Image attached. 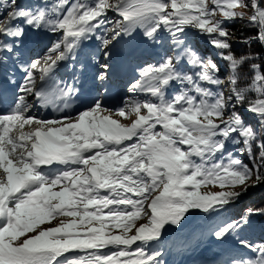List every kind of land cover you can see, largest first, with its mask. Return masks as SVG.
<instances>
[{"label":"snow or ice","instance_id":"6c2138e0","mask_svg":"<svg viewBox=\"0 0 264 264\" xmlns=\"http://www.w3.org/2000/svg\"><path fill=\"white\" fill-rule=\"evenodd\" d=\"M247 8L245 0H0V76L16 86L11 94L0 89V264H167L166 246L195 252L207 237L222 245L233 237L238 246L220 248L212 264H264V241L239 235L264 207L221 216L264 183V74L252 63L250 83L239 86L241 67L259 54L232 48L233 41L264 45L262 0H250V14L237 11ZM237 19L256 33L238 39L226 26ZM189 29L207 36L225 78L190 42ZM29 31L57 38L43 55L23 59ZM137 31L166 41L173 54L139 68L122 106L96 99L72 115L78 78L58 79L60 65L71 60L82 71L76 61L95 38L103 86L117 44ZM208 185L220 190H201ZM197 212L216 219L189 223Z\"/></svg>","mask_w":264,"mask_h":264},{"label":"rangeland","instance_id":"374dc122","mask_svg":"<svg viewBox=\"0 0 264 264\" xmlns=\"http://www.w3.org/2000/svg\"><path fill=\"white\" fill-rule=\"evenodd\" d=\"M245 3L249 4V8L247 9H237V11H245L250 14V0H245ZM262 6H264V0H262ZM210 7L212 5L210 4ZM109 19L118 18L114 12L109 11L107 13ZM217 18H220L219 14H217ZM190 42L195 46V48L199 51L202 48L203 35L192 31L190 29ZM57 37L53 34L49 33L48 41L46 44L47 47H50L51 42ZM202 55L206 56L209 52L199 51ZM173 52L169 46V44L165 41L160 44H154L148 40H146L140 31L132 38H122L114 49L113 61H111L113 68L110 71V74L114 76H121L122 83H112L110 80L104 83L105 87L109 90L110 93L108 95L109 103L105 104V106L115 109L123 104V100L125 96H131L132 93L128 92V85L131 84L135 79L138 78V70L146 64H156L159 63L162 57L165 55H172ZM43 55V54H41ZM97 58L99 59V63L104 62V57L102 53L99 51V41L96 50ZM185 70H189L188 66L183 65ZM220 72L222 69L220 67ZM227 75H225L226 77ZM224 77V78H225ZM175 87V85L173 86ZM227 89V81H225V90ZM172 89H169L171 92ZM143 98V96H141ZM238 110V109H237ZM243 118V114L238 112ZM247 113L245 116L247 117ZM118 118V117H114ZM124 123H129L128 120H122ZM251 124V123H250ZM256 127V126H255ZM240 159H242L245 163L251 164L246 154H241ZM257 187V186H255ZM202 191L210 190V191H218L219 186L216 185H208L206 188H202ZM216 218L215 217H206L203 213H196L195 216L189 218V223L196 222L198 224H210ZM142 222V221H141ZM188 225H185L187 228ZM247 228V227H246ZM246 228L240 233L242 234V238L245 237ZM184 229H180L183 231ZM169 233L173 236L175 234L174 229H169ZM239 234V235H240ZM172 236H166V241H170ZM211 240L199 242L197 250L195 252H183L178 253L172 248H168L167 246L164 249V259L167 264H212V262L216 259L217 253L219 252L220 242ZM225 242L232 247H238L236 245L235 239L233 237H229ZM240 252L246 253L247 255H253L250 252H247L245 249H239Z\"/></svg>","mask_w":264,"mask_h":264},{"label":"trees","instance_id":"16d2710c","mask_svg":"<svg viewBox=\"0 0 264 264\" xmlns=\"http://www.w3.org/2000/svg\"><path fill=\"white\" fill-rule=\"evenodd\" d=\"M226 26L230 29L232 33L235 34V36L238 39L242 37H250L256 33L255 27H245L238 19L233 23L226 24ZM189 32L190 29L188 30L187 33L190 39ZM232 48L237 56L247 52L259 54L258 59L247 61L241 67L239 86H245L246 84L250 83L253 72L250 70L249 65L252 63L260 65V71L262 74H264V45H261L258 41L253 42L250 46L233 41ZM199 51L209 52V54H206V56H211L218 64V66L221 67L222 72H220L219 74L220 77L223 79L225 75H227L226 63L216 54V50L208 42L207 36H203L202 48ZM250 95L253 99L255 98L254 93H250ZM236 111L241 112L243 114L246 123H251L253 126H256L257 128L259 127L256 117L252 113L246 111V109L243 106H238L236 108ZM246 113L248 114V117L245 116ZM229 150L232 151L233 149L230 147ZM253 150L257 153L259 151L255 146ZM236 155H238L240 158L241 153L237 152ZM249 207L253 209L264 207V183L258 184L257 187L248 188L247 192L241 195L238 201L230 205L226 212L221 213V216L225 218H238L243 214L244 210ZM250 220L251 223L246 228V232H245L246 234L245 237L243 238L248 239L253 243L264 241V216H252ZM241 235L242 234H240V236ZM211 239H212L211 237H207L201 240L200 242L208 241ZM227 246H229L227 242H224L223 245L220 244V247H227Z\"/></svg>","mask_w":264,"mask_h":264},{"label":"bare ground","instance_id":"6f19581e","mask_svg":"<svg viewBox=\"0 0 264 264\" xmlns=\"http://www.w3.org/2000/svg\"><path fill=\"white\" fill-rule=\"evenodd\" d=\"M38 36L40 39H42V42H39L34 47V58L35 56H39L43 54L46 51V41L48 40L49 33L39 31ZM97 46L92 50H81V54L78 56V61L83 64H85V68L81 72V75H85V77L89 78V87H87V91L93 96L91 100L101 99L104 104H108V100L104 99L108 95V93L104 96L103 92L100 93V89L102 87L101 83L96 80L95 76L98 72V63L99 59L96 55ZM95 55V60L92 59V56ZM112 83H122V77L121 76H114L113 74L109 75V79ZM78 87V86H77ZM79 88V87H78ZM31 102V99L30 101ZM33 112L36 114H39L42 116V112L36 111V109H33Z\"/></svg>","mask_w":264,"mask_h":264}]
</instances>
